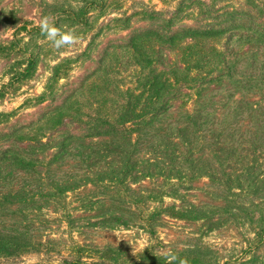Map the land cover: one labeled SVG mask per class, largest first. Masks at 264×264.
I'll return each mask as SVG.
<instances>
[{"label": "rangeland", "instance_id": "374dc122", "mask_svg": "<svg viewBox=\"0 0 264 264\" xmlns=\"http://www.w3.org/2000/svg\"><path fill=\"white\" fill-rule=\"evenodd\" d=\"M179 1L0 0V88L14 73L9 94L0 97V124L17 116L28 119L26 115L46 105L101 109L117 116L119 106L141 108L154 102L165 81L157 84L160 63L167 60L163 56H176L170 46L162 45L161 34L178 24L174 15ZM189 4L179 16L193 17L190 21L205 18L220 28L225 61L221 93L225 100L233 107L252 106L254 110L252 115L238 110L225 124L224 138L235 133L239 151L257 161L259 171L254 175L258 176L264 172V0H192ZM47 14L57 16L56 26L61 30L74 29L80 41L55 50L37 26ZM4 40L8 42L3 44ZM4 46L10 51H3ZM145 59L153 63L147 65ZM193 76L185 80L189 86L200 80ZM166 77L163 95L171 99L176 81L169 73ZM181 89L191 97L187 85ZM139 95L141 98H136ZM30 132L38 138L48 134L46 130ZM78 166L77 161L71 165ZM52 167L45 165L42 180L33 172L26 180V189L45 202L17 203L9 211L0 210L8 213V227L14 230L10 232L22 234L21 240L28 246L3 254L0 264H151L146 261V249L150 258L166 256L163 264H179L171 259L173 255H182L189 264H264V232L258 233L264 224L262 179L256 180L255 189L236 192L229 191L227 183L207 178L199 182L210 199L223 205L213 217L221 227L214 230H208V224L180 221L164 213L171 206L185 208L196 198L191 197L193 190L182 193L192 188L191 183L147 182L139 192L140 200L147 209L152 195L150 199L162 208V216L150 218L151 211L143 213L142 205L134 225L121 227L104 219L128 205L125 200L118 203L121 194L113 196L109 189L95 185L66 191L69 182H59L60 189H54L56 182L51 181L59 172ZM14 183L0 182V188ZM178 194L184 197L182 202ZM112 245L120 247L118 253L107 250Z\"/></svg>", "mask_w": 264, "mask_h": 264}, {"label": "trees", "instance_id": "16d2710c", "mask_svg": "<svg viewBox=\"0 0 264 264\" xmlns=\"http://www.w3.org/2000/svg\"><path fill=\"white\" fill-rule=\"evenodd\" d=\"M189 3L192 0L179 1L174 15L178 24L162 31V45L170 46L176 56L171 53L163 56L167 60L160 63V82L157 84L160 85L162 79L165 81L161 83L162 93L159 91L151 104L147 102L141 108H137L138 105L119 106L117 116L101 109L46 105L26 115L30 116L28 119L17 116L0 124V182H16L8 188H0L1 212L11 210L17 203L45 202V198L37 200L36 195L26 189V180L31 172L37 173L42 180L45 165H55L54 169L59 174L51 181L56 182V186L52 185L54 189H60L59 182H69L66 191L95 185L109 189L113 196L121 194L122 199L118 203L127 201L128 205L121 208V212L115 211L104 218L108 224L121 227L132 226L139 219L143 205L139 192L147 182H168L170 186L189 182L192 188L182 193L193 190L195 195L190 196L196 198L185 208L171 206L164 213L180 221L202 222L203 226L208 224V230H214L221 227L216 225L218 219L215 222L213 217L219 214L223 205L210 199L199 182H205L207 178L209 182L227 183L229 191L236 192L238 189H255L256 180L264 181V172L254 175L259 171L255 165L257 161L249 160L244 151H239L235 133L229 132L227 139L224 138L225 124L238 110L241 113L246 110L249 115L254 110L252 106L233 107L225 100L221 93L225 61L219 42L220 28L218 24L211 26L205 18L190 21L193 17L179 16L186 5L190 6ZM172 21L168 20V23ZM7 42L4 40L3 44ZM2 49L10 51L11 48L4 46ZM143 61L147 65L153 63L148 59ZM140 63L143 64L141 60ZM168 73L176 81V92L171 99L163 95L165 84H168L164 78ZM10 74L9 82L0 88L2 98L9 94L14 83V73ZM190 74L200 79L197 85L185 83ZM184 85L192 91L190 98V92L181 89ZM136 98H141V95ZM1 115L3 119L6 117ZM52 126L53 129L48 128ZM32 130L39 133L46 130L48 134L38 138L31 134ZM75 161L79 166L72 168ZM234 182L239 183L234 186ZM176 191L168 190L170 193ZM178 195L181 201L184 197ZM150 197L152 195L148 198L151 204L147 209L143 205V213L151 211L150 218L162 216V208H158ZM239 208L245 209L243 206ZM1 212L0 257L28 247L21 240L22 234L16 236L10 232L14 230L8 227L11 225L6 221L8 213ZM259 227L258 233L264 232V224ZM107 250L118 253L120 247L107 246ZM146 252V261L151 264H163L167 259L162 254L150 258L152 254L148 249ZM181 256H175V261L183 259ZM71 264H81V261Z\"/></svg>", "mask_w": 264, "mask_h": 264}, {"label": "clouds", "instance_id": "9594fccd", "mask_svg": "<svg viewBox=\"0 0 264 264\" xmlns=\"http://www.w3.org/2000/svg\"><path fill=\"white\" fill-rule=\"evenodd\" d=\"M57 16L54 14H47L41 16L37 22L41 35L44 36L52 45V47L59 51L71 46H75L81 39L77 32L72 30H61L56 26ZM175 261L177 258L172 256ZM179 264H189L186 258L180 259Z\"/></svg>", "mask_w": 264, "mask_h": 264}]
</instances>
